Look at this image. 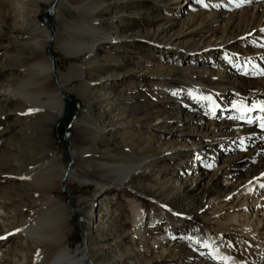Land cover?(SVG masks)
<instances>
[{"label": "rangeland", "instance_id": "374dc122", "mask_svg": "<svg viewBox=\"0 0 264 264\" xmlns=\"http://www.w3.org/2000/svg\"><path fill=\"white\" fill-rule=\"evenodd\" d=\"M52 1L38 2L37 16L33 17L30 0H0V92L11 90L28 76L35 91L42 88L68 95L82 105L75 109L71 101L62 125L58 121L63 111L47 128L35 123V116L25 113V105L18 98L0 96V233L9 230L6 239L0 240V264H44L49 257L51 247L21 234V227L31 215L50 204L48 196L63 215L69 214L61 246L71 251L82 249L81 221L72 212L88 219L85 245L95 264H187L177 258H184L191 251L190 230L204 229L216 235L217 222L223 221L224 216L213 214L210 204L214 203L209 196H204L199 205L190 202V196L180 192V180H175L185 178L188 188H194V173L207 176L220 171L225 168L223 157L235 152L248 154L252 146H244L238 139L227 146L226 139L220 138L212 147L207 142L194 147L188 156L177 152L182 143L192 142L188 136L199 135L202 117L210 114L214 122L245 121L244 117L240 119V113L229 112L239 107L237 99L221 87L213 86L216 94L209 93V102L215 97L219 105L213 110L201 101H192L187 92L177 90L181 71L189 67L200 73L203 69L212 72L216 66L210 63L216 61L226 80L232 69L252 80L257 72L263 74V69L253 66L264 67V60H254L250 53L248 58L253 63L247 65L242 53L236 55L228 45L218 54L207 55L200 40L207 33L200 37L182 36L186 27L202 21V17H197V7L201 6L197 0H57L54 13L49 16L45 11ZM77 2L85 5L84 12L74 8ZM41 27L51 34L42 53L47 56L48 51L53 59L47 80L29 59L35 52L34 43L42 40ZM106 36L111 39L104 40ZM64 39L71 46L104 42L90 55L72 58L56 48ZM203 61L209 64H201ZM160 82L165 86L163 94L153 89ZM83 111L96 135L89 141L74 126L76 120L84 117ZM258 114V118L264 117V112ZM177 117L192 120V126H177L168 120ZM252 120L251 127H247L255 128L254 121H260L255 117ZM211 150L215 156L212 161L204 157ZM192 160L197 161L195 172L188 171L193 168ZM97 163L137 165L138 173L125 188L117 187L109 175L99 173ZM254 163L255 159L245 161L241 173ZM51 164L54 170L50 184L38 183L36 180L45 175L41 169ZM62 169L72 170V174L59 181ZM33 175L35 179L31 178ZM223 179L221 174L219 180ZM97 186H103V191L99 192ZM164 190L168 191L167 198L162 195ZM133 204L143 212L135 229ZM201 206H205L204 211ZM164 233L174 235L175 244H165L169 253L162 256L160 249L144 253L152 239ZM222 237V246L229 243L228 252L234 254L240 239L237 228L229 225ZM236 254V258H242V254ZM207 256L203 258L207 260Z\"/></svg>", "mask_w": 264, "mask_h": 264}, {"label": "bare ground", "instance_id": "6f19581e", "mask_svg": "<svg viewBox=\"0 0 264 264\" xmlns=\"http://www.w3.org/2000/svg\"><path fill=\"white\" fill-rule=\"evenodd\" d=\"M40 1L47 2L48 0H30L33 7V17L37 16L36 4ZM74 8L84 12L86 7L77 2ZM202 8L206 10L202 11ZM197 9L200 10L199 14L197 13V17H202V21L197 25L186 27L181 34L182 36L198 35L200 37L202 34L207 33L205 38H200L202 44H204L201 48L204 49L205 54H218L224 48H227L226 45H228L233 48V52H237L236 55L242 53V58L247 59V65L253 63L251 58L254 60H264V0H233L232 3H229V0H203L201 6L197 7ZM179 15L182 16L183 14L180 13ZM191 20L195 23L196 19L191 17ZM39 31L41 32L42 40L34 43L35 52L29 55V59H31L33 66L38 69L39 74L45 75L47 80L49 74L52 72L51 63L47 56L42 53L48 44L51 34L42 27ZM160 31L162 32V30ZM103 39L108 40L111 37L106 36ZM102 42L104 41L75 43L71 46L68 40L64 39L58 42L56 48L65 56L73 58L84 53L90 55L96 46ZM237 48H240V50H237ZM250 53L252 56L248 58ZM232 57L234 56L232 55L228 58L230 62ZM195 63L197 64L198 62ZM205 63L209 64L206 61H203L201 64ZM210 64L216 66V69L212 72H207L206 69H203L200 73L197 69L189 67L185 69L187 72L182 70L181 81L177 90H181L183 93L187 92L192 97V101L194 99L198 102L201 101L202 104L207 105L208 110H213L218 108L219 105L215 97L211 98V103L209 102V93L215 95L213 86L221 87L227 91L226 94H233L237 99V106L239 107H233L229 112L235 113V115L240 113V119L244 117L245 121L236 119L233 123L220 122V120L219 122H214L210 114L207 115L208 117H202V120L199 121L202 125L199 135L188 136L192 142L190 144L182 143L177 152L180 153L181 151L184 155H187L195 149L194 147L203 144V142H207V145L212 147V145H216L217 143L215 140L220 138L226 139L225 143L227 146L233 140L238 139L244 146L250 145L252 147L248 154L235 152L231 156L227 155L223 157L222 164L225 165V168H222L220 171L214 170L207 176H203L202 174L197 175V173L193 174L192 184H194V188H188L185 178H177L175 180V182L180 180V192L184 193L187 197L190 196V202H196L199 205L204 196H209L214 203L210 204L213 214L216 217L219 215L224 216L223 221L217 222L216 235H212L204 229H191L189 234L191 251L186 252L184 258L179 256L177 260L181 261L184 259L185 261H183L187 262V264H264V117L262 115L258 118V113L264 112L261 110L264 107V67L263 65L253 66L260 70L263 69V74L260 75L257 72L255 74L256 78L252 80L248 78L247 80V76L239 73L237 69H232L231 77L226 80L224 72H221L222 67L219 62L215 61ZM225 69H228V67ZM162 88L165 89V86L161 82L157 85L155 84L153 87L156 93L160 92L163 94ZM198 92L201 93L200 97ZM0 96L18 98L25 105V113L35 116L34 122L47 128L54 124L63 109V102L60 100L59 93L45 92L42 88H39L38 92L35 91V87L30 83L28 76L17 82L11 90L0 92ZM261 103L263 106L258 107V104ZM188 105L189 103H187ZM195 105L191 106L195 107ZM80 106H82L81 103ZM245 108H247V111H245ZM84 111V117L76 120L74 126L89 141L96 135L92 130L91 122L84 119L86 117ZM253 117L260 121H254V123H257V126L249 128L247 126L251 125ZM168 120L169 122L173 121L177 126L186 123L185 125L191 127V124H193L192 120H179L178 117L174 119L168 118ZM81 127L82 130L80 129ZM204 157L212 161L215 156L211 150L208 153H204ZM250 159H255L256 163L247 165V170L242 174L241 171L245 168L243 163ZM96 169L102 176L109 175L115 186L122 188H125L131 177L138 173L137 165L125 163H97ZM237 169L239 170L238 172H236ZM41 170L45 175L36 181L38 183H46L44 185L50 184V178L54 170L53 165L43 167ZM236 173L238 174L237 176ZM71 174L72 170L65 171V169H62L59 181L64 177L65 179L70 178ZM221 174L225 177L223 181L219 180ZM32 177L35 179V175ZM221 183L224 185H220ZM97 190L102 192L103 186H97ZM188 191H195L197 193L188 194ZM162 195L164 198H167L168 191L164 190ZM47 199L50 204L42 210L34 212L26 224L21 227L23 237L33 239L37 244H46L51 247V253L47 259L45 258L44 264H95L94 259L89 256L86 246L88 219L82 218L80 224L82 237L84 238L82 249L71 251L68 247L61 246L62 241L65 239L63 228L67 225L69 214L67 212V214L63 215L64 212L62 213L58 206L53 203L51 196H48ZM131 208L132 226L135 229L142 221L143 212L137 204H133ZM204 208L205 206L200 207L202 211H204ZM162 214H164L163 211ZM149 222L150 220L147 223ZM229 225L237 228L240 239H238L239 243L236 245L234 254L236 252L242 254L241 259L236 258L232 252H228L229 243H227L225 248L222 246L224 242L222 235H224V231ZM8 231H3V233H0V236L5 237V233ZM173 236L171 233H164L154 237L150 247L148 246L149 248L145 249L144 253H151V250L160 249L162 256H166L164 254H168L169 250L165 248V244L168 243L169 246H173L175 244V242H172ZM206 255H208L207 260L203 258Z\"/></svg>", "mask_w": 264, "mask_h": 264}, {"label": "water", "instance_id": "95a60500", "mask_svg": "<svg viewBox=\"0 0 264 264\" xmlns=\"http://www.w3.org/2000/svg\"><path fill=\"white\" fill-rule=\"evenodd\" d=\"M56 3H57V0H53L51 5L46 9L45 13H47L49 16H52L53 13H54V8L56 6ZM42 17L44 18V15H42ZM44 21V20H43ZM45 22V21H44ZM46 55L47 57L49 58V61L51 62V65H52V62H53V59L50 55V53L47 51L46 52ZM52 69H53V66H52ZM60 98L62 99L63 103H64V109L62 110L63 111V114H62V118L59 119L58 121V124L59 125H62V120L66 117L67 115V112H68V109H69V106L71 104V101H74L75 103V109H78L80 108V103L77 101V100H74L73 97L71 96H68V95H61L60 94ZM67 135V134H65ZM69 168V167H67ZM63 181V180H62ZM62 190H64V188L62 187ZM72 215L78 220V221H82V217H80L79 215H77L75 212H72ZM90 264V263H89Z\"/></svg>", "mask_w": 264, "mask_h": 264}, {"label": "snow or ice", "instance_id": "6c2138e0", "mask_svg": "<svg viewBox=\"0 0 264 264\" xmlns=\"http://www.w3.org/2000/svg\"><path fill=\"white\" fill-rule=\"evenodd\" d=\"M232 2H233V0H229V3H232ZM197 3H203V0H197ZM261 110L264 111V107H262ZM2 239H6V237L0 236V240H2Z\"/></svg>", "mask_w": 264, "mask_h": 264}, {"label": "trees", "instance_id": "16d2710c", "mask_svg": "<svg viewBox=\"0 0 264 264\" xmlns=\"http://www.w3.org/2000/svg\"><path fill=\"white\" fill-rule=\"evenodd\" d=\"M77 240L79 241V238H77ZM78 241H77V242H78Z\"/></svg>", "mask_w": 264, "mask_h": 264}]
</instances>
